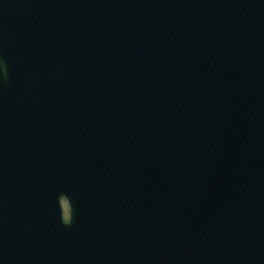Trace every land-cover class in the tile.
I'll return each mask as SVG.
<instances>
[{"label": "water", "instance_id": "water-1", "mask_svg": "<svg viewBox=\"0 0 264 264\" xmlns=\"http://www.w3.org/2000/svg\"><path fill=\"white\" fill-rule=\"evenodd\" d=\"M0 264H264V0H0Z\"/></svg>", "mask_w": 264, "mask_h": 264}, {"label": "rangeland", "instance_id": "rangeland-1", "mask_svg": "<svg viewBox=\"0 0 264 264\" xmlns=\"http://www.w3.org/2000/svg\"><path fill=\"white\" fill-rule=\"evenodd\" d=\"M62 206H63V217L65 221H67L69 218V211H68L69 208L65 200L62 201Z\"/></svg>", "mask_w": 264, "mask_h": 264}, {"label": "snow or ice", "instance_id": "snow-or-ice-1", "mask_svg": "<svg viewBox=\"0 0 264 264\" xmlns=\"http://www.w3.org/2000/svg\"><path fill=\"white\" fill-rule=\"evenodd\" d=\"M69 223V221H65V224Z\"/></svg>", "mask_w": 264, "mask_h": 264}]
</instances>
